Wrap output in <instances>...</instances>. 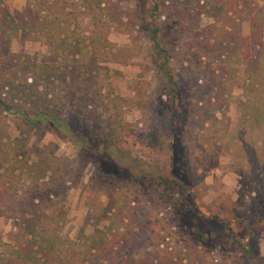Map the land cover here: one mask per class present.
Listing matches in <instances>:
<instances>
[{
	"label": "rangeland",
	"instance_id": "374dc122",
	"mask_svg": "<svg viewBox=\"0 0 264 264\" xmlns=\"http://www.w3.org/2000/svg\"><path fill=\"white\" fill-rule=\"evenodd\" d=\"M27 1L0 0L15 21L23 18L21 29H6L0 18V98L13 107L0 106V179L15 167L0 188V264H22L18 247L32 241V230L37 241L47 235L55 243L58 264H86V248L103 231L111 234V264H264V124L243 121L241 54L221 73L217 54L228 52L208 44L231 38L215 29L224 0H90L92 11L89 0H48L33 15L25 14ZM153 1L177 90L191 105L184 190L145 178L171 154L168 85L149 39ZM247 1L264 26V0ZM251 12L228 20L233 39L253 36ZM55 17L81 54H62L65 78L48 86L33 69L57 63L44 34L57 29ZM36 20L45 24L35 33ZM223 57L220 67L229 63ZM19 108L30 118L36 108L57 111L74 140ZM112 124L124 135L119 144L108 142Z\"/></svg>",
	"mask_w": 264,
	"mask_h": 264
},
{
	"label": "trees",
	"instance_id": "16d2710c",
	"mask_svg": "<svg viewBox=\"0 0 264 264\" xmlns=\"http://www.w3.org/2000/svg\"><path fill=\"white\" fill-rule=\"evenodd\" d=\"M47 1L48 0H37L35 3H31L30 0H28L27 7L25 9V14L33 15V13H35L39 8H42L44 11L45 8H48ZM88 2L89 4L84 5V7L86 6L89 11H92L93 9L90 8L89 5L92 6L93 1L89 0ZM55 4H57L61 10H63V5L61 4V1H58ZM250 4L252 5V3L247 0L222 1L218 8L219 10L223 9V20H221L222 24L215 25V29L216 31H219V29L221 28V31H224V33H226L231 38L226 39L227 41L225 42H222L221 39V42L217 43V41H220L219 38L216 40V43H212L213 41L209 43L210 41H208V44L210 47L215 44L214 50H217L219 47H221L222 49L227 50L228 52L226 54H217V63L219 68H221V70L225 69V71H221V73H228L229 70L227 69L231 68L230 64L236 62L238 60L236 59L237 56L241 54L240 60L243 68L241 70L242 76L239 77L240 83L237 84L240 93L239 96H236V99H238L237 102L240 103L241 110L244 114L243 121L253 127L256 124H264V39L262 36V34L264 33V26H260L256 22V20L262 18V14L259 12L260 9L255 5L250 6ZM151 5L152 6L149 8L150 11L148 15L150 17L148 23L149 39L151 40L154 49L160 55L157 64V69L160 71V74L164 77L165 84L168 85V90L164 93V96L167 97L166 103L168 104L169 108L167 119L169 121L170 128L169 138H167L166 141H168L167 146L168 150L171 151V154L168 156V161L165 164L159 167L158 165H156L158 172L149 171V173H145V178L151 179V182L156 183L158 186L159 184L164 185V183H173L184 190L186 183L180 179L184 178L185 174L183 166L180 165L183 160H185L183 158L184 152L181 147L184 145V138L187 132L186 121L190 119L189 108L191 107V105H186V97L181 96V94L177 90L178 83L168 63L171 58L169 55V50L165 49V47L160 43L159 40L160 24L158 23V16L161 14L160 7L154 1ZM34 7L36 8L35 10ZM243 10L252 11L251 13H253L251 16V13H249V19L252 21L251 24L253 25L251 30L253 36L241 37L240 35H238L233 39L234 31H228L226 29V26L229 24L232 27L231 21L228 20H230V18L232 19L234 13L241 14ZM0 16L6 29H10L8 28V26L10 27V25L13 28H22V16L15 21V19L10 15L6 7H0ZM54 21L57 22L55 23L57 24V29L51 31L50 29L46 28L44 34L47 35L55 49V52L57 54L56 57L58 58L56 63L57 65L52 63H35L33 69L34 74H38V76L43 75V81L47 85L51 84V80L57 79L58 81H61L63 78H65V71L60 68L61 62H59V60H61L62 54H66L70 51H73V57H75L78 53L79 55L81 54L80 49L78 48V46H76V44H73L72 41L68 42L70 35L73 34L69 31L68 27H65L68 26V24L62 23L63 21L61 20V18L58 19V17H55ZM39 24L41 25V28H43L45 23L36 20L33 29L35 33L37 32V26ZM212 29L214 30L213 25L210 29L211 32H213ZM231 42L233 44H230ZM211 50H213V48ZM220 57L224 58L222 61L226 64L229 62L227 66L223 65L222 67H220ZM45 94L47 95L48 91H45ZM229 100L230 95L229 98L226 99V102H229ZM201 104L199 106H202ZM0 106H3L8 110H12L13 108L12 105L6 103L4 99L1 98ZM201 109L203 108L201 107ZM15 111H17L18 113H24L26 118H28L31 122L35 124H43L45 127L53 129L64 139H73L69 131V126L64 121V119L59 116L57 111H45L44 109L36 108L35 114H32L33 117L31 118L28 117L29 113L27 111H22V109L20 108ZM179 113H183L182 117L179 116ZM106 131L108 134V142L110 144L113 145L122 142V138L124 137V135H120L121 131L116 128L115 124L107 125ZM14 156L16 158V155ZM175 164L179 165V167H175ZM8 168L9 169L6 170L7 174L5 176H1L0 188L3 186H8L6 185L7 182H9L6 180L7 175H10L11 177L14 176L15 167H11V165H9ZM180 200L181 199H179V201ZM28 233L31 234L29 240L32 241L26 242L25 245L22 246V248L18 247V259L20 263L58 264L57 262H53V256L56 251L55 243L50 238H48L47 235H43V242L37 241L36 239H34V230ZM101 233L102 232L100 231L99 234ZM108 234L110 233L103 231L101 236L95 235L92 238V243L85 250L86 254L84 256L85 259L83 262L86 261V264H111L108 258L111 252L113 251V243L110 241L109 238L111 234L109 236ZM106 236L108 237L106 238ZM244 250L250 256H253V253L249 247H244ZM100 258L102 259L101 263H99ZM150 263L158 264V262L155 263L153 259L150 260Z\"/></svg>",
	"mask_w": 264,
	"mask_h": 264
}]
</instances>
